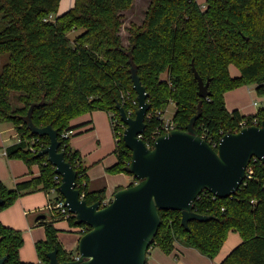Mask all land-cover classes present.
I'll return each instance as SVG.
<instances>
[{"label":"trees","instance_id":"obj_1","mask_svg":"<svg viewBox=\"0 0 264 264\" xmlns=\"http://www.w3.org/2000/svg\"><path fill=\"white\" fill-rule=\"evenodd\" d=\"M134 1L75 0L72 8L56 16L61 0H0V122L16 126L21 138L6 152L29 168L40 167L38 177L14 189L0 182L4 201L0 211L24 195L48 192L56 185L54 166L46 156H38L50 140L29 130L30 111L37 127L52 125L58 130L59 151L77 171L84 199L89 204L106 202L105 190L89 191L82 156L63 134L74 130L70 125L74 118L94 111H105L112 122L122 125L117 103L135 117L139 104L133 69L149 93L151 112H165L171 103L176 105L177 130L185 131L199 115L198 133L208 134L207 142H219L225 134L239 132L244 119L252 124L257 118L261 125L264 108L249 116L239 110L229 112L225 94L255 86L258 95L264 96V0H206L203 5L199 0H150L144 22L131 25L125 46L121 12L131 9ZM193 65L205 82L210 80L209 98L198 94ZM231 65L239 69V77L231 76ZM13 93L19 105L11 102ZM160 124L156 117L148 120L145 134ZM114 153L118 161L109 172L127 173L132 152L123 136L116 141ZM251 164H255L252 178L232 197L218 198L207 190L198 197L194 211L215 219L191 221L187 231L180 211L159 210L161 226L151 247L171 254L181 243L214 259L230 233L236 232L242 242L221 264H264V163L252 160ZM56 220L40 222L46 232L45 239L35 244L41 264H50L47 255L55 249L61 263L78 254V249H64ZM75 222V218L69 221L80 227ZM23 246V233L0 223V259L8 257L5 264H33L21 260Z\"/></svg>","mask_w":264,"mask_h":264},{"label":"water","instance_id":"obj_2","mask_svg":"<svg viewBox=\"0 0 264 264\" xmlns=\"http://www.w3.org/2000/svg\"><path fill=\"white\" fill-rule=\"evenodd\" d=\"M198 81V94L209 98L210 80L204 81L193 65ZM133 88L139 108L135 117L117 103L122 122L126 125L123 141L132 152L126 172L135 183L117 191L107 206L100 201L89 204L77 185V171L59 151L57 129L52 125L37 127L28 115V128L38 136L48 137L50 143L38 156H46L62 177L59 192L76 216V225L86 224L90 230L79 240L78 261L61 263L58 249L48 253L50 264H146L148 252L161 226L159 210L180 211L182 225L189 231L191 221L215 219L194 211L200 194L207 190L215 197H232L246 178L253 159L264 163V120L260 126H248L237 133L225 134L214 149L198 133L194 116L185 131L175 130L160 136L153 149L138 136L146 131V117L151 110L149 93L135 69ZM4 201L0 199V207ZM41 215L38 219H45ZM8 257L0 259L5 264Z\"/></svg>","mask_w":264,"mask_h":264},{"label":"crops","instance_id":"obj_3","mask_svg":"<svg viewBox=\"0 0 264 264\" xmlns=\"http://www.w3.org/2000/svg\"><path fill=\"white\" fill-rule=\"evenodd\" d=\"M74 3L75 0H61L56 16L72 8ZM56 16H52V19ZM240 75L239 71V74H235V76L232 77H239ZM240 88H247L249 93L258 96L255 87L243 86ZM235 90L228 91L225 94L226 107L229 112L239 110L244 116L256 114L259 109L252 110V107L249 109L241 104H234L236 102L235 100H237ZM258 97L264 100V97ZM252 102L254 108L258 101L253 98ZM233 105L238 106L235 107ZM244 110L246 112H244ZM111 122V115L109 113L105 111H94L78 116L70 123L71 127L74 128V135L70 139V145L72 149L80 153L83 165L87 168V175L89 177L88 189L89 191L105 190L106 202L112 201L118 189L126 188L135 183L133 175L127 173L113 174L109 172V169L118 161L114 153L116 140L114 137V145L109 129V126H111L113 132ZM16 143H18V130L16 126L11 123L0 122V182L10 189H14L20 182L30 180L40 175L39 165H34L29 168L23 160L10 159L4 154L8 147ZM49 200L50 198L45 191H38L20 197L12 206L0 211V223L23 233L24 246L20 250V257L23 262L38 264L40 261L35 244L40 240H44L46 237L45 228L40 222L51 221L52 216L51 213H49V216L40 214L36 217L34 222L30 214L46 211ZM41 215H45L46 218L38 219ZM33 224L43 228L36 229ZM55 226L59 230L58 236L59 239H61L60 242H64V244L66 241L64 237L69 233L75 234L76 232L73 229H78L77 227L73 228L68 221L64 220H56ZM230 238L231 248L220 258L221 263L232 249L242 242L240 235L236 232H231L226 242L229 241ZM76 246H79V240L77 244H72L70 248L64 247V249L68 252H75L78 249L74 251ZM179 255H181V258ZM198 256H200L198 250L186 247L181 243H176L175 249L171 254H166L159 247H153L151 252H148L147 262L148 264H186L187 259L192 257L198 260Z\"/></svg>","mask_w":264,"mask_h":264},{"label":"built area","instance_id":"obj_4","mask_svg":"<svg viewBox=\"0 0 264 264\" xmlns=\"http://www.w3.org/2000/svg\"><path fill=\"white\" fill-rule=\"evenodd\" d=\"M136 103V101L134 102ZM167 113H168V109L165 112H160V111H149L146 117V123L148 120H151L153 118H158L161 121V124L154 127L152 130L149 131V133L146 135V131L143 134H140L138 137L140 139H142L145 144L147 145L148 148L153 149L156 140L160 137L163 136L165 134H168L172 131L177 130L173 121V117H167ZM112 123V128H117L116 129V133L114 135L115 140L116 141H120L122 139V136L124 135V130L126 129V125L122 122V125L117 124L116 121L111 122ZM122 126V129H121ZM248 126H260L259 125V120L257 118H255L252 122V124H249V122L247 120H242L240 122V131ZM147 130V128H146ZM237 133V132H236ZM74 135V131L73 130H69L66 131L63 134V139H71V137ZM208 134H206L204 132V135H200L203 139L206 140ZM21 141V138L19 136L18 133V142ZM37 143L39 142V139L35 140ZM207 141V140H206ZM210 142H208L214 149L218 148L219 142L214 141L213 139L209 140ZM220 141V140H219ZM31 151L35 152L36 149L34 147L31 148ZM5 155H7V152H4ZM254 161L258 160V159H253ZM55 168V167H54ZM254 169H255V164H251V162L249 163L248 167H247V171H246V178L244 179L243 184L246 183L247 180H250L252 178V175L254 173ZM55 180V186L50 188L47 193L48 197L50 198L46 208L47 210L50 211L51 216L54 217L57 220H64V221H70L71 219L75 218L76 216L75 214L71 213L68 206L66 205L65 202V198L61 195V193L59 192V186L62 183V177L58 174L55 175L54 177ZM242 186V185H241ZM79 188V186H78ZM82 197H84V193H81ZM109 204V202H104L102 204V206H107ZM90 230V228L86 225V226H80L78 227V232L81 236L85 235L88 231ZM80 259V255L79 253L76 254L73 258L72 261H78ZM38 264H41V261H39Z\"/></svg>","mask_w":264,"mask_h":264},{"label":"rangeland","instance_id":"obj_5","mask_svg":"<svg viewBox=\"0 0 264 264\" xmlns=\"http://www.w3.org/2000/svg\"><path fill=\"white\" fill-rule=\"evenodd\" d=\"M199 2L203 5V4H205L206 0H199ZM149 5H150V0H135L131 9L121 12L122 21H123V27L121 30V37H122L123 44L125 46H128V44H129V35H130L129 30L131 28V25L132 24L142 25V23L145 20L146 12L148 10ZM61 14H63V13H61ZM71 36L74 37V34L72 33ZM230 74H231V76H235V74H239V69L236 66L232 65L230 68ZM251 87H255V86H251ZM235 92L237 95V97H236L237 100H235L236 102L234 101L235 102L234 104H241L243 106H246L249 109H250V107H252V110L264 108V100L259 98L258 97L259 95L256 96V95H252L251 93H249L247 88H240V89L235 90ZM253 98L258 101L257 105L254 108H253V102H252ZM10 100L13 103V105H19V103L16 99L15 93L12 94ZM233 106H235V105H233ZM237 106H235V107H237ZM175 112H176V105L171 103L168 107L167 117L168 118L173 117ZM244 112H246V111L244 110ZM109 129H110L112 142L115 145L114 136H113V132L111 130V126H109ZM49 213H50V211L46 210V211L34 212V213H31L30 215H31V218L33 219V221L35 222V219L38 215L46 214L49 216ZM33 225L35 226V224H33ZM35 227H36V229H38V228L42 229L43 228L39 225L35 226ZM73 228H75V227H73ZM73 230H75V232H76L75 234L69 233V234H67V236L64 237L66 239V241H65V244H64V242L62 243L63 247L70 248V246L72 244H75V243L77 244L78 240L81 239V235L79 234V232H77L78 229L77 230L73 229ZM234 235H236V234H234ZM230 246H231V238L229 239V241H227L225 243L224 248L221 250V252L218 254V256L216 258L210 259V258L204 256L203 254H201L199 252L200 256H198L199 257L198 260L190 257L189 259L186 260V264H221L220 258H222L225 255V252L231 248ZM77 248H78V246H76L74 251ZM151 249H153V247L150 248L149 253L151 252ZM179 257L181 258V255H179Z\"/></svg>","mask_w":264,"mask_h":264}]
</instances>
